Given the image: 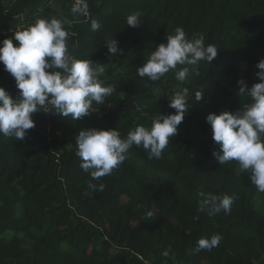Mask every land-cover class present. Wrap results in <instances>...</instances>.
Listing matches in <instances>:
<instances>
[{
  "label": "trees",
  "instance_id": "obj_1",
  "mask_svg": "<svg viewBox=\"0 0 264 264\" xmlns=\"http://www.w3.org/2000/svg\"><path fill=\"white\" fill-rule=\"evenodd\" d=\"M74 3L0 0L6 14L22 20L19 29L0 24V41L37 19L68 21L69 51L105 65L99 79L116 88L104 104H93L89 116L73 121L41 109L24 140L0 135V264H264L258 191L238 162L216 161L219 146L206 123L209 113H235L250 103L237 82L247 88L259 82L264 0H87L88 16L72 14ZM136 12L140 23L133 28L126 18ZM93 19L99 31H91ZM177 27L189 39L203 34L206 46L218 48L217 58L212 64L178 65L156 82L140 78L136 70ZM110 38L118 41L116 54L104 46ZM182 67L190 72L180 82L175 71ZM0 87L17 97L15 80L2 64ZM184 88L194 104L161 159L149 160L134 145L123 164L99 181L80 168L79 131L116 128L126 137L138 125L150 126L159 112L174 113L169 98ZM196 92L203 93L198 102ZM89 182L97 188L89 189ZM201 191L234 195L230 213L199 212ZM147 211L155 215L148 219ZM217 234L218 247L195 251L200 238Z\"/></svg>",
  "mask_w": 264,
  "mask_h": 264
},
{
  "label": "clouds",
  "instance_id": "obj_2",
  "mask_svg": "<svg viewBox=\"0 0 264 264\" xmlns=\"http://www.w3.org/2000/svg\"><path fill=\"white\" fill-rule=\"evenodd\" d=\"M74 15L88 16L87 0H75L71 7ZM139 12L130 14L126 24L135 28L140 23ZM57 18L37 19L34 24L12 33L10 38L0 41V64L10 73L16 83L18 95L13 98L0 87V135L22 141L28 130L35 127L33 115L42 112L70 117L73 121L89 116L94 103L104 104L105 98L112 96L116 88L99 79L105 73V65H94L89 59H78L69 51L70 33ZM101 24L91 20L90 29L99 31ZM15 41L16 43L14 44ZM108 53L121 51L118 41L110 38L105 41ZM218 48L205 45L203 34L188 38L183 27L175 28L174 34L166 36L146 62L136 70L140 78L150 82L159 81L165 74L177 69L178 65L198 66L202 61L213 63ZM259 79L251 88L243 80L238 81L239 93L250 98V103L242 111L209 113L206 123L211 126L212 140L219 146L213 156L220 164L236 161L241 170L250 173V181L257 191L264 193V59L257 63ZM190 72L189 67L175 71V79L183 82ZM203 93H195V102L202 99ZM194 103H189V90L174 93L168 107L174 113H158L150 126L138 125L128 131L126 137L114 129L89 128L79 131L75 140V155L80 158V168L88 172L92 180L99 181L110 175L128 158L129 150L135 145L144 149L149 160L161 159L169 144V138L177 134L178 126ZM89 189L97 186L88 183ZM100 184L98 190L103 191ZM198 201V211L214 217L231 211L236 197L227 194H205ZM154 211H147L151 219ZM199 219V217H195ZM220 235L200 238L195 251L218 247ZM170 248L162 255L168 257Z\"/></svg>",
  "mask_w": 264,
  "mask_h": 264
},
{
  "label": "rangeland",
  "instance_id": "obj_3",
  "mask_svg": "<svg viewBox=\"0 0 264 264\" xmlns=\"http://www.w3.org/2000/svg\"><path fill=\"white\" fill-rule=\"evenodd\" d=\"M21 19L19 18H12L6 12L3 11L2 8H0V24L4 27H11L12 25L16 26L18 25ZM257 199V208L259 211L264 212V205L262 204V193L258 192L256 195Z\"/></svg>",
  "mask_w": 264,
  "mask_h": 264
},
{
  "label": "built area",
  "instance_id": "obj_4",
  "mask_svg": "<svg viewBox=\"0 0 264 264\" xmlns=\"http://www.w3.org/2000/svg\"><path fill=\"white\" fill-rule=\"evenodd\" d=\"M12 27V26H11ZM18 29L20 28V26H19V24L16 26ZM10 28V27H9ZM9 31H12V28L11 29H9V30H4V31H2L1 33L3 34V35H6ZM174 95V94H173ZM173 95L169 98V100L173 97ZM168 104H169V101H168ZM172 110H175V109H172Z\"/></svg>",
  "mask_w": 264,
  "mask_h": 264
},
{
  "label": "crops",
  "instance_id": "obj_5",
  "mask_svg": "<svg viewBox=\"0 0 264 264\" xmlns=\"http://www.w3.org/2000/svg\"><path fill=\"white\" fill-rule=\"evenodd\" d=\"M19 22H22V20H20Z\"/></svg>",
  "mask_w": 264,
  "mask_h": 264
}]
</instances>
